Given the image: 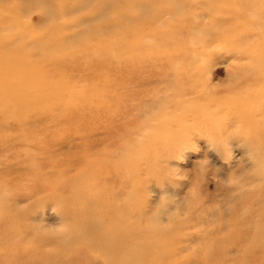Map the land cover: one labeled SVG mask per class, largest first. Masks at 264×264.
Masks as SVG:
<instances>
[{"label":"rangeland","instance_id":"rangeland-1","mask_svg":"<svg viewBox=\"0 0 264 264\" xmlns=\"http://www.w3.org/2000/svg\"><path fill=\"white\" fill-rule=\"evenodd\" d=\"M219 31L217 120L180 130L174 68ZM263 42L264 0H0V264L38 236L59 258L26 264H264V107L236 67Z\"/></svg>","mask_w":264,"mask_h":264},{"label":"bare ground","instance_id":"bare-ground-1","mask_svg":"<svg viewBox=\"0 0 264 264\" xmlns=\"http://www.w3.org/2000/svg\"><path fill=\"white\" fill-rule=\"evenodd\" d=\"M221 34L222 33H220L219 31L213 34V37H207L206 40L202 41L201 46H199L200 48L196 49L194 55H192L189 60L183 62L184 64H177V66L174 68V78L183 84L187 83L188 86L184 85L182 87H176L175 90H172L173 94L177 95V98L173 100H168L167 106L172 110L179 111L182 114L178 118V120L175 117L176 114L174 116H170L167 121L168 124L172 123L176 119V123L178 125L177 128L181 130L184 129L186 126H195L198 122L199 124L204 123L210 125V123H214L217 120V113L215 111H212L210 107L212 105H219L216 101L223 102L224 100L220 95H218L219 91L214 89L207 90V87L204 84L199 87V84H202L203 82L201 81V78H203V76L205 77L206 81L208 80L209 72L211 69L205 63L198 61L197 57L200 54L207 53V48L211 46L214 41H219L218 43L221 44ZM245 56L246 62L242 64V66H236L238 70L243 69L244 76L240 77H244V80L248 84L247 88L243 89V91H245V97L248 101L254 99V102L256 101L259 105L264 107V100L261 101L262 96H264V42L263 46L260 45L258 49L249 50V53H247ZM234 58L238 62L243 59V57ZM236 72L237 71L235 70V68L226 69V75L231 81H234V79H236ZM230 86L231 84L227 87V89ZM209 93H213L214 95L212 96ZM188 95L190 96L188 97ZM255 104H251L249 108V114L246 119H253V117H255L254 114L257 113V110H260V108H257L256 106L258 104ZM188 116L190 118H188ZM263 116L264 115L262 114L261 117L263 118ZM255 119H253L252 121L255 122ZM257 121H259V119H257ZM176 141H178L176 137L172 138L171 144L173 143L174 147L176 145L177 147H179L182 142ZM10 228H14V226L10 225ZM113 231L115 230L113 229ZM111 234L112 231L109 230L105 234L107 238L105 240H109L112 243H115V236L113 235L114 238L112 237V239ZM38 237L36 238L37 240L35 239V241H33V243L28 246H24L21 244L19 247L21 249L15 248L11 252L13 254H11L8 258L3 257V259H6L5 261H3V264H6L7 260H9L11 264H26L27 260L25 259L29 255L32 259L31 262H40L41 259L45 261H49L52 259L57 260L59 258L58 248L56 250L52 249L49 252H42V250L40 251L39 242L41 241V239H38ZM4 249L8 251L7 248ZM4 249H2L1 251L5 252ZM61 253L66 255L63 250H61ZM0 255L3 256L5 255V253L0 252Z\"/></svg>","mask_w":264,"mask_h":264}]
</instances>
